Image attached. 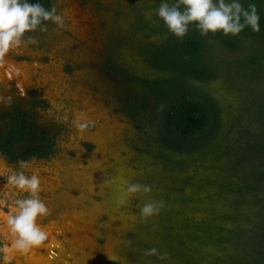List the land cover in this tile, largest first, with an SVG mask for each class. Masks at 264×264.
Instances as JSON below:
<instances>
[{"label": "rangeland", "instance_id": "1", "mask_svg": "<svg viewBox=\"0 0 264 264\" xmlns=\"http://www.w3.org/2000/svg\"><path fill=\"white\" fill-rule=\"evenodd\" d=\"M160 2L50 0L64 23L57 27L47 22L46 32L35 33V46L42 55L34 56L27 66L28 96L18 104L23 121H31L36 112L32 121L36 133L56 134L57 151L47 165L55 166V158H61L65 183L53 196L49 191L40 193V199L51 210L44 217L62 220L69 215V220L61 221L62 229L54 224L41 226L49 233L48 242L27 254L14 252L16 264H224L227 256L228 264H264L259 256L254 261L247 255L251 248L264 252V182L257 190H243L237 208L232 199L237 191L219 192L215 181L229 175L240 184L264 172V151L249 152L253 144L264 142V42L237 34L239 47L228 49L220 41L221 31L209 32L204 62L215 68L216 75L188 80L220 103L217 136L223 145L231 144L233 156L218 160L209 150L204 156L168 150L157 140L156 97L149 94L145 106H139L142 85L115 74L124 71L146 79L168 76L149 65L170 34L153 29L166 27L155 15ZM146 11L152 12L151 20L145 18ZM32 98L35 108L28 102ZM11 109L0 100V138L12 119ZM74 119L93 121L94 127L79 131ZM3 168L0 163V173L6 176L10 171ZM43 174L35 171L39 177ZM106 178H115L116 183L105 186ZM120 179L149 184L152 191L129 194L125 203L117 204ZM12 189L16 190L0 185V196L5 198ZM149 199L163 200L165 207L158 215L142 219L140 207ZM61 202L75 207L62 214ZM222 208L229 211L218 222L224 226V237L218 242L210 236L189 240L192 249L186 259L184 220L193 224L203 213L210 216ZM5 236L8 240V233ZM150 247L168 252V259L146 256Z\"/></svg>", "mask_w": 264, "mask_h": 264}, {"label": "trees", "instance_id": "2", "mask_svg": "<svg viewBox=\"0 0 264 264\" xmlns=\"http://www.w3.org/2000/svg\"><path fill=\"white\" fill-rule=\"evenodd\" d=\"M40 2L44 5L47 4V0H40ZM240 2L245 8H248L250 4L256 6L260 17V31H253L251 27H245L239 34L250 38H259L264 42V0H240ZM153 29H155V32L167 31L170 33L166 27L159 29L155 26ZM220 36V41L225 48L236 49L239 47L240 39L237 36L231 34H220ZM205 40V36L200 34L194 24L189 25L188 33L182 39L170 33L164 39V49H159L149 59V65L152 68L164 71L168 73V76L146 79L124 71L115 74L123 81L131 80L142 85L143 91L141 92V99L138 101L139 106H145L149 94L156 97L155 107L160 108L158 115L155 117L159 128L157 140L164 148L174 152L192 154V156L197 154L204 156L203 154L208 153L209 150V153H212L213 157L217 156L216 158L219 160L225 155L233 156L231 144H229L230 146L228 144L223 145V142L217 136L221 128V105L210 94L193 87L188 82L189 79L204 81L216 75L215 68L204 62ZM133 110H137V108ZM256 149L264 151V142L253 144L249 152L256 154ZM238 161L240 163L244 159H238ZM231 169L235 170V168ZM252 176L254 175L252 174L250 178ZM186 178L183 179V184L184 181L187 182ZM215 181H217L219 192L237 191V195L232 198L236 205L242 202L243 190H257L259 185L264 182V172L255 175L254 181H244L240 184L231 180L229 175L221 176ZM201 182L204 181L201 180ZM240 205H236L237 208ZM226 213H229L228 209L222 208L216 212H211L210 216L203 213L201 218L193 220V224L190 219L184 220L182 249L186 259L189 255L188 251L192 249L190 245H187L189 240L191 242H193V239L200 241L210 236L218 242L224 237V226H220L219 223ZM221 214L225 215L222 216ZM190 227L193 228V231ZM262 238L264 237L262 236ZM247 255L254 261L258 260L259 257L264 260V252L260 248L258 250L251 248ZM222 262L228 264L229 256L224 258Z\"/></svg>", "mask_w": 264, "mask_h": 264}, {"label": "clouds", "instance_id": "3", "mask_svg": "<svg viewBox=\"0 0 264 264\" xmlns=\"http://www.w3.org/2000/svg\"><path fill=\"white\" fill-rule=\"evenodd\" d=\"M156 17L163 22L167 30L177 38H183L194 24L202 36L209 32L221 31L224 35L239 34L245 27L253 31H260L259 15L254 4L245 8L240 0H161L155 9ZM145 18L151 20L152 12L146 11ZM47 22L62 27L64 18L53 5L46 7L40 0H0V66L5 62V55L25 42L36 43L37 38L29 33L46 32ZM15 75L19 69H15ZM3 97H0L2 100ZM11 102V97H8ZM74 126L79 131L91 129L94 122L87 119H74ZM21 169H27L30 162L21 159L18 161ZM7 185L23 192L26 195H17L9 203L0 199V220L8 230L10 239L0 242V264H13V253H29L33 248L41 246L49 240V233L38 223V217L48 216L51 210L40 199L42 190L39 176L27 175L25 171L12 169L6 176L0 173ZM116 179H105L102 184H115ZM121 196L117 204L125 203V197L134 193H150L152 186L140 182L131 183L120 179L117 185ZM7 211H4V208ZM165 207V201L149 199L139 210L140 217L147 219L158 215ZM128 243H131L130 241ZM59 246V245H57ZM146 256H156L159 260H167L169 253L161 252L156 247L145 250ZM114 261V258L108 257Z\"/></svg>", "mask_w": 264, "mask_h": 264}, {"label": "flooded vegetation", "instance_id": "4", "mask_svg": "<svg viewBox=\"0 0 264 264\" xmlns=\"http://www.w3.org/2000/svg\"><path fill=\"white\" fill-rule=\"evenodd\" d=\"M45 6L51 7L50 0H47V4ZM36 32L29 33L26 35L35 36ZM41 55V49L37 48L35 46V43H29L25 40V42L22 43L21 46L17 47V49H11L5 55L4 60H8L12 64L16 65L23 64L24 66H29L35 61L34 56ZM106 67L107 66H105V68ZM17 77L18 76H13L8 79L4 78L5 80L3 81L0 80V95L1 97H3L2 100L12 106V109L9 112V116H11L12 119L10 122H6L5 132L0 138V163L3 164V169L5 170L11 171L12 169H15L19 171L21 168L19 166L18 161H20L21 159L28 160L30 162L29 167L27 169H23V171H25L27 175H32L33 172L35 174V171L38 172L39 175L41 172H44L45 174L39 177L42 186V190L40 193L43 194L49 191L53 196L56 192H58L64 187L65 182L63 180L62 175L65 171L66 166L64 162L61 161V158H55V166L50 167L47 165L48 161L52 159L51 156L55 155L57 151L56 141L54 137L56 136V134L50 136L47 133L40 134L35 132V130L33 129L32 121L34 118H36V112L33 110V118L31 117V121H23L21 117L22 113L20 110V105L18 104V102L23 103L21 101H24L29 86L25 88L22 87L23 85L20 81V77ZM8 97H11V102H9ZM28 102L33 105L34 108L37 106V102L33 98L31 100H28ZM86 146L88 147L89 145L87 144ZM82 148L84 150V142L82 143ZM72 153H74V151H72ZM29 168L30 170H28ZM5 184V179L0 178V185L3 186ZM17 195L23 196L26 195V193H17V190L12 189L10 192L6 193L5 198H2V196H0V199L11 203ZM61 203V208H63V210L60 213L62 214L68 211L69 209L72 210V207H75L68 203ZM52 208L53 207H51V209ZM4 211H7L6 207L4 208ZM67 216L69 215H65L62 220H69L66 219ZM80 216L81 219L84 218L83 214H80ZM57 218L58 217L56 216L38 217V223L42 227H45L48 224H54L56 227L61 228L60 224L62 220L60 218ZM2 223L3 222L0 221V226L2 225ZM5 237L6 236L0 232V242L7 241ZM13 264H16L15 261H13Z\"/></svg>", "mask_w": 264, "mask_h": 264}, {"label": "bare ground", "instance_id": "5", "mask_svg": "<svg viewBox=\"0 0 264 264\" xmlns=\"http://www.w3.org/2000/svg\"><path fill=\"white\" fill-rule=\"evenodd\" d=\"M15 69H19V74L15 75L12 74L14 73ZM13 76H18L20 77V81L22 82V87H27L30 84V74L27 70V66H24L23 64H12L11 62H9L8 60L5 61V63L0 66V80H5L4 78L8 79L11 78ZM17 77V78H18ZM34 77V76H33ZM35 79V78H34ZM3 165V164H2ZM74 220V219H73ZM70 226V225H69ZM56 229V228H55ZM62 229V228H61ZM0 231L4 234L7 235L8 230L7 228L4 226V224L2 223V225L0 226ZM55 231V230H54ZM59 232V231H57ZM61 233V232H60ZM54 235V234H53ZM9 236V235H8ZM7 237V236H6ZM10 239V237H9Z\"/></svg>", "mask_w": 264, "mask_h": 264}]
</instances>
